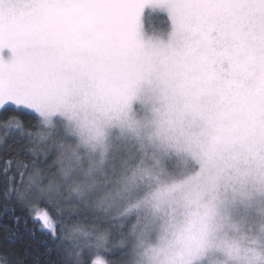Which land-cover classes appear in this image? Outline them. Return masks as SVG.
I'll return each instance as SVG.
<instances>
[{
    "label": "snow or ice",
    "instance_id": "snow-or-ice-1",
    "mask_svg": "<svg viewBox=\"0 0 264 264\" xmlns=\"http://www.w3.org/2000/svg\"><path fill=\"white\" fill-rule=\"evenodd\" d=\"M0 147V264H264V0H0Z\"/></svg>",
    "mask_w": 264,
    "mask_h": 264
},
{
    "label": "trees",
    "instance_id": "trees-1",
    "mask_svg": "<svg viewBox=\"0 0 264 264\" xmlns=\"http://www.w3.org/2000/svg\"><path fill=\"white\" fill-rule=\"evenodd\" d=\"M8 158L9 157L5 154L3 147H0V168H2V166H3V161L5 159H8ZM2 184H3V177L0 176V186H2ZM10 223H11V221L8 219L7 216L0 217V233H2L4 225L10 224ZM29 226H31V225H29ZM40 239H41V237L38 234L37 237L33 240L28 235V233L22 228L21 229V236L17 239V244H22L26 241H30L34 247H39V251L42 253L44 251V249L42 246L39 245ZM27 264H33V260H32L31 256L29 257ZM40 264H45V257L44 256L40 257Z\"/></svg>",
    "mask_w": 264,
    "mask_h": 264
},
{
    "label": "rangeland",
    "instance_id": "rangeland-1",
    "mask_svg": "<svg viewBox=\"0 0 264 264\" xmlns=\"http://www.w3.org/2000/svg\"><path fill=\"white\" fill-rule=\"evenodd\" d=\"M145 23H146V27L147 28H150V27H152L154 25L155 21H153V20H147Z\"/></svg>",
    "mask_w": 264,
    "mask_h": 264
}]
</instances>
